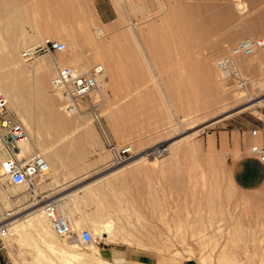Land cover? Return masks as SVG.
<instances>
[{
  "label": "rangeland",
  "instance_id": "1",
  "mask_svg": "<svg viewBox=\"0 0 264 264\" xmlns=\"http://www.w3.org/2000/svg\"><path fill=\"white\" fill-rule=\"evenodd\" d=\"M20 1L23 7L30 6L29 14L32 15V10L36 9V15L39 14L37 23L27 24L26 31L33 35L57 30V35L50 39L66 44L65 58L92 59L87 70L97 64L104 65L105 71L107 67L100 57L96 58L86 33L95 35L100 27L104 31V41L109 43L117 39L124 48L127 45L123 38L128 21L136 23L142 16L131 13L128 2L123 4L116 0ZM186 1L191 0H150L151 9L146 17L150 19L143 23L145 26H139L138 57L142 62V71L132 72L125 68L112 77L113 82L111 75L104 77L103 120L116 142L119 145L129 144L134 153L133 158L122 166L130 165L138 154L149 155L147 160L134 167L128 166L130 169L122 174H111L113 168L122 166L112 164L111 155L90 115L76 113L85 124L68 125L67 130L56 133V127L48 124L52 122L48 107L43 105L48 109L45 110L40 101L36 102L38 93L30 88V97L35 94L31 115L36 121L40 140L48 149L58 151L59 163L77 166V171H72V174L83 175L82 187L102 179L83 189L72 210L69 212L67 209L73 232L70 238H58V241L72 243L68 250L75 256L45 248L38 236L33 234L18 240L5 238L0 241V255L5 264H84L76 255L90 252L91 246L83 245L78 233L88 229L94 234L93 228L106 220L113 222L118 240L102 237L101 245L94 246L102 257L100 249L123 246L154 253L161 260L172 261L173 264H264V199L254 193L242 192L233 185L229 164L224 154L220 153L215 139L216 132L221 129L239 124L249 126L256 118H264V52L255 53L254 69L243 68L239 59L242 72L250 80L247 90L234 89L217 68V61L237 41L251 36L264 37V20L256 17L258 10L255 9H263L264 1L244 0L249 6L241 14L242 22H239L241 15L236 9L237 18L229 26L236 37L223 49L218 46L223 41L218 34L200 40L169 30L184 21L178 13L182 12ZM213 1L223 5L226 0ZM48 2L49 5L54 4L51 9ZM83 2H87L93 11L94 18L90 19L88 27L84 26L83 17L79 15L78 7ZM33 4H37L39 9H31ZM246 26L254 29L245 32ZM154 27L165 28L172 34H158L153 31ZM44 36L41 42L49 38L47 34ZM156 42L163 45L162 52L159 51L162 60H156L154 56ZM26 48L21 46L20 51ZM45 55L49 56L41 54L25 64H34ZM59 55L55 53L54 56L58 58ZM209 55L217 71L201 68L203 57ZM53 70L55 74V68ZM54 74L47 81L46 94L59 102L61 113L71 115L65 111L63 98L52 90ZM179 98L181 102L187 99L196 102L192 103V108L181 110ZM260 101L262 104L258 103ZM226 110L228 112L224 115L228 113L229 116L219 115ZM40 121H43V129ZM45 124H48L49 131L44 128ZM171 143L174 144L172 149L168 148ZM162 147L168 149L159 154L157 151ZM8 188L15 189L11 185L4 187ZM1 195L4 194L0 188ZM8 196L14 199V206L7 208L0 198V210L5 216L24 217L36 210L30 207L32 201L28 192L26 197L18 199L14 195ZM76 221L78 224H75ZM107 261L111 264H130Z\"/></svg>",
  "mask_w": 264,
  "mask_h": 264
},
{
  "label": "bare ground",
  "instance_id": "2",
  "mask_svg": "<svg viewBox=\"0 0 264 264\" xmlns=\"http://www.w3.org/2000/svg\"><path fill=\"white\" fill-rule=\"evenodd\" d=\"M255 1H260V0H253V2ZM262 1L261 3H263ZM20 2H21L20 0H0V89L6 94L7 99L9 101L10 109L16 113V115L19 117V120L25 125L26 130L28 132V143H26L24 152L26 154L27 153L29 154L31 152H39L42 155H44L49 162V165H50L49 173L47 174L45 178H43L41 181L38 182L40 192L44 193L43 191H45V189L50 186L49 178L51 177L53 169L56 167V165L60 161V156L57 150L52 151V149H48L45 142L40 140L38 128L35 126L36 121L34 117H32L31 115L32 113L31 106L34 103L32 102V100L34 101L33 96L35 94L32 93V96L30 97V88L33 89L31 91H34V89H36L35 92L37 91L38 93V96L36 97V99L38 100L36 102L40 101V106L42 105L41 107H43V105H46V107H48L49 115H51L49 117L50 118L49 120L52 121L51 123L49 122L48 124L52 125V127L53 126L56 127V128L53 127L55 128L56 133L63 132L68 127V125L70 126L73 124H78L79 126H82V124H85V123L82 122L78 116H76V113L81 115L82 112H72V111L65 109L67 114L69 113L72 115V117H68L71 115H64L63 113L60 112L59 102L57 103L56 100L47 96L46 94L47 93L46 92L47 81L48 80L50 81L51 75L54 74L53 69L56 68L57 63L63 66L73 67L74 69L80 72H86L87 68L90 67L92 63V59H84L82 57H78V58L76 57L74 59L65 58L64 56L66 55V51H63V52H57L58 54H60L58 58L54 56L55 54L54 55L48 54L49 56H46V55L44 57L42 56V58H40L34 64H27V63L25 64L26 61L22 58L23 51H20V47L21 46L25 48L34 47L38 45L39 43H41L42 41L41 39L45 34L48 35L49 39L50 37H55L57 35V30L54 29V30H48L46 32H38L37 34H33V35L27 32L25 29V26L31 23L36 24L37 23L36 20L39 14L37 13L36 15L35 13L37 12V9L32 10L33 12L32 15L29 14L30 6L28 5L29 6L28 7L26 5L28 8H26V6L23 7L24 4L21 3L22 4L21 6ZM116 2L117 3L128 2L129 10L131 11V13L142 15L141 17H139V19L136 20V23L132 22L131 20L129 21L127 20L128 21L127 27H126L127 29H126V33L123 38L125 39L127 43L126 47L122 48L119 45V42L117 41V39H113L109 43H107L106 40L104 41L103 39L104 31L100 27L96 29L95 35L86 33V36L92 42L93 52L96 58L100 57L102 62L107 67V71H105L104 77L106 74L111 75V82L114 81L113 78L115 77V75H117L121 71L123 72V69L125 68H129L132 72L139 73L140 71H142L143 69L142 62L140 61L138 57L140 53L139 51L140 45H139L138 36H139V33L141 32V29L139 26L142 27V25L146 23L145 22L147 20L146 17L149 16V14L147 13L151 9L150 0H144V1L142 0H116ZM23 3H25L24 0H23ZM36 5L31 7V9H35V8L39 9V6H36ZM48 5H49V2H48ZM51 5H54V4H50L48 6L49 9H51L50 8L52 7ZM183 6L184 7L182 8V12L178 13V16H180L181 19L183 18L184 21L180 24V26H176L174 29L171 28L169 30L171 32H173L174 30L178 34H181V35H185V34L189 36L192 35L193 37H198L200 40H205L211 34H218L220 37H222L223 41L219 43L217 42V43H218L219 48L223 49L224 47L227 46V43H229L236 37L234 34H232V32H230V27H229L230 24L237 18L235 11L238 10V13L241 15L244 11L248 10L247 7L249 5H247L246 1L244 0L242 1L226 0L224 1L223 5L213 0H191L190 2L189 1L184 2ZM78 8H79V15L83 17L84 26L88 27L89 24L91 23L90 19L94 18V16L92 15L93 11L90 8V5H88L87 2H83V3H80ZM52 9L55 11V7H53ZM255 9L258 10L256 11V15H257L256 17H258V19L260 20H264V8L262 9L259 7H255ZM59 14L57 16H59ZM61 14H60V17H61ZM149 19L150 18H148V20ZM238 19H239V22H242L243 21L242 15ZM166 21H168V19ZM245 28L247 30L245 32H250L254 29L253 27H250V26H246ZM155 30L157 31L156 33L162 34V35L165 33L172 34L169 30L165 28L160 29V28L154 27L153 31ZM251 37H248V38H251ZM208 44L210 43L208 42ZM162 46L159 43L157 44V42L154 46L155 47L154 56L156 57V60H162L161 59L162 57L160 55L161 53L159 52L162 50L161 49ZM255 53L252 55H244L239 58L240 64L242 65L243 68L245 69L255 68V57H254ZM162 56H164V54H162ZM201 68L202 69L209 68V69H212L213 71H217L214 65L211 63L210 55L203 57ZM51 87H52V82H51ZM55 92L59 94L60 98H63V96L59 92L57 91ZM180 99L181 98H179V101L181 102ZM262 101L258 103L262 104ZM180 102H179V105L180 107L182 106L181 110L183 109L188 110L192 108V105H193L192 103L195 104L196 101L194 100L191 101L190 99H187L185 102L184 101H182L181 103ZM183 102L185 104H183ZM33 105L35 106V104ZM46 107H43V108L45 110H48L46 109ZM48 112L46 113V115L48 114ZM226 112L228 111L227 110L222 111L219 115H222V114L224 115V113ZM226 116H229V114L227 113V115H224V117ZM46 119L44 120V122L46 121ZM42 122H41V126L43 124ZM48 124L47 125L45 124L44 128H46V130L48 129L47 127ZM43 126H42V129H43ZM51 129L52 128L50 127V130ZM196 133H193V134H196ZM91 136H94V135H91ZM173 147H174V144L171 143L168 148L172 149ZM168 148L162 147V149L160 150H166ZM148 156H149L148 154H142V155L138 154L136 155V159L130 165L134 167L135 165L139 164L142 160H147ZM122 165H119V166H122ZM130 165L128 164L122 167L118 166L119 168H113V172L111 174L112 175L116 173L122 174L125 170L130 169V167L128 168V166ZM106 177L107 176H105L104 178ZM101 179H99L98 181H100ZM95 181L98 182L97 180ZM96 182L85 185L83 189H88L93 184L95 185ZM11 186H14L15 189L13 188L14 190H12L10 188L8 189L1 188V192L4 195H1L0 198L7 208L10 206H14L13 205L14 203L12 199H10L8 194L14 195V196H21V195H26V193L28 192V187L26 185H20V186L11 185ZM26 188H27V191H26ZM107 188H105V190H107ZM48 196L50 195L48 194ZM59 199L62 200V198H59ZM38 206L39 205L33 206L31 204L30 207L36 208V210L33 211L31 214L25 215L24 217H21L19 215L5 216L4 214L1 213L2 211L0 210V218H1L0 224L5 221H10V222H6L10 230V233L8 237H6V239L7 238L8 240L9 238L17 239V238H22L24 236H32L33 234H35L36 236H38L40 240L39 241L40 244H42L45 248L50 249L51 251H54V252H61L64 255H70V257L75 256L73 254L74 252L68 250V247L72 246V243L68 244V243H63V242L58 241V238L60 237H58L57 234L52 229L48 218L43 212V209ZM61 207L66 212V214H68L66 207H69V205L65 203L63 204L61 203ZM76 223L78 224V221H76L75 224ZM112 223L113 222H110L107 220L103 221L101 224L99 223V225L93 228L94 234L100 235L101 237L109 238L110 240L116 239V237L118 236L113 231ZM72 225L73 224L71 221V227ZM117 240L118 239H116V241ZM23 241L30 242L27 239L25 240L23 239ZM33 243L36 244L37 242L33 241ZM76 258L80 260L81 262H83L84 264H111L109 263V261H107V259H105L104 257L100 255L99 251L95 249L94 246L90 247V252L78 254L76 255Z\"/></svg>",
  "mask_w": 264,
  "mask_h": 264
},
{
  "label": "built area",
  "instance_id": "3",
  "mask_svg": "<svg viewBox=\"0 0 264 264\" xmlns=\"http://www.w3.org/2000/svg\"><path fill=\"white\" fill-rule=\"evenodd\" d=\"M66 50V44L55 39H46L38 45L26 48L22 58L26 62L35 60L41 54L54 55ZM257 51L264 52V37L243 38L220 58L218 69L236 90H247L250 80L242 72L239 58L252 55ZM105 67L97 64L80 72L73 67L57 63L52 88L64 99V108L72 112H82L91 116L101 134L105 146L111 155L114 166L122 165L133 158L129 144L119 145L105 125L101 113L102 87ZM28 143V132L25 125L10 109L6 94L0 89V188L8 185H26L31 196L32 205L41 207L54 232L61 239L72 235L71 218L61 207V199L48 197L41 193L38 182L47 176L50 165L47 158L39 152L25 153ZM165 150H158L159 154ZM252 152L264 161V148L254 146ZM10 233L6 222L0 224V241ZM79 241L85 246H100L102 237L93 235L88 229L78 233ZM1 250V246H0ZM0 264H5L0 255Z\"/></svg>",
  "mask_w": 264,
  "mask_h": 264
},
{
  "label": "crops",
  "instance_id": "4",
  "mask_svg": "<svg viewBox=\"0 0 264 264\" xmlns=\"http://www.w3.org/2000/svg\"><path fill=\"white\" fill-rule=\"evenodd\" d=\"M215 139L220 153L224 154L229 164L233 185L242 192L254 193L264 199V161L252 152L256 145L264 148V118H256L249 126L239 124L221 129L216 132ZM72 171H77L76 165L58 162L49 178L50 186L44 191L47 196L50 195L48 197L62 198L61 203L69 205V212L84 188L81 185L83 175L75 176ZM100 251L108 260L117 262L173 264L172 261L161 260L154 253L123 246H107Z\"/></svg>",
  "mask_w": 264,
  "mask_h": 264
},
{
  "label": "flooded vegetation",
  "instance_id": "5",
  "mask_svg": "<svg viewBox=\"0 0 264 264\" xmlns=\"http://www.w3.org/2000/svg\"><path fill=\"white\" fill-rule=\"evenodd\" d=\"M23 196H25L26 197V195H21V196H16V198L18 199V198H20V197H23ZM26 198L24 199V201L26 202ZM12 201L14 202V199H12Z\"/></svg>",
  "mask_w": 264,
  "mask_h": 264
}]
</instances>
